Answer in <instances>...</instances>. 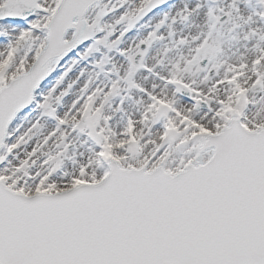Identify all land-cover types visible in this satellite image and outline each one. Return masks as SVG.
Listing matches in <instances>:
<instances>
[{
    "label": "snow or ice",
    "instance_id": "1",
    "mask_svg": "<svg viewBox=\"0 0 264 264\" xmlns=\"http://www.w3.org/2000/svg\"><path fill=\"white\" fill-rule=\"evenodd\" d=\"M0 264H264V0H0Z\"/></svg>",
    "mask_w": 264,
    "mask_h": 264
}]
</instances>
